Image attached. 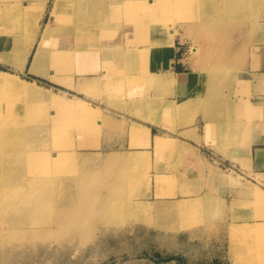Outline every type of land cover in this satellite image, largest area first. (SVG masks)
I'll return each mask as SVG.
<instances>
[{"label":"rangeland","instance_id":"obj_1","mask_svg":"<svg viewBox=\"0 0 264 264\" xmlns=\"http://www.w3.org/2000/svg\"><path fill=\"white\" fill-rule=\"evenodd\" d=\"M44 1L0 0V45L3 38L8 40L0 49V71L15 75L16 82L33 84L27 85V94L2 92L0 124L18 135L28 134L40 143L33 150L45 157L18 178L22 183L31 179V190L18 196L28 204L7 200L0 187L5 215L0 264H208L214 259L264 264V224H237L233 216L224 217L226 208L215 198L202 200L194 194L196 199L190 200L183 192L189 186L178 185L174 176L156 175L159 169L151 167V156L144 152L150 141L144 120L161 116L155 101L161 89L171 88L172 78L166 73L146 75V51H130L119 37L104 41L109 28L114 30L108 22L115 21L116 29L122 26L130 42L141 38L138 46L152 27L161 43L169 45L172 39L173 45L176 39L177 58L197 74L200 87L191 98L200 92L195 109L204 120L230 108L249 113L248 106L232 105L237 97L248 96L242 79L247 78L249 60L256 66L258 47L264 46V0H117L122 13L114 0H60L57 8L54 0ZM203 4L217 5L220 17L204 21L210 12L199 9ZM64 8L94 29L76 36L78 24ZM46 24L53 32L40 43ZM33 34L31 54H38L40 67L31 73L27 66L18 67L16 48ZM54 50L56 66L47 68ZM50 70L57 75L51 78ZM187 109L185 103L164 108L170 132L192 124L189 117L183 122ZM230 124L220 123L221 130ZM137 125L141 135L134 138L131 129ZM156 139L154 159L159 165L178 144L166 136ZM124 140L128 148L122 147ZM90 157H99L100 163L78 166V160ZM234 183L240 185L237 179ZM244 188L264 207V194ZM102 200L108 201L105 207L99 204ZM62 205L72 215L64 226L52 227L54 210Z\"/></svg>","mask_w":264,"mask_h":264},{"label":"crops","instance_id":"obj_2","mask_svg":"<svg viewBox=\"0 0 264 264\" xmlns=\"http://www.w3.org/2000/svg\"><path fill=\"white\" fill-rule=\"evenodd\" d=\"M113 2L118 3L117 11L122 13L124 8L119 5L122 2L117 0ZM105 11H110V6L106 7ZM107 25L114 26V30L109 28L111 32H106L105 43L113 37H119L130 51H146V75L157 77L166 73L165 75L172 78L171 88L161 89L159 91L161 97L155 101V104L161 106V116L156 119L150 117L160 124H155L149 119L144 120L145 127L150 131L149 145L144 152L151 156V167L159 169L156 175L166 178L174 176L179 182L178 185L189 186L183 192L188 194L190 200L196 199L193 198L194 194L199 195L202 200L208 196L215 198L223 208H226L224 217L230 219L233 216L237 224H264V207L253 193L247 192L244 188L250 186L255 193L264 194V60H262L264 46L258 47L256 66L253 60H249L247 78L242 79L246 83L243 86L248 96L242 97L241 100L237 97L235 105H232L248 106L249 113L233 111L230 108L219 116L210 113L204 120L202 113L195 109L200 92L191 98V92L200 87L199 78L181 62L183 59L177 58L179 49L176 48L178 44L176 39L172 46L165 44L164 41L161 43L160 38L151 33L150 27L148 39L144 40L143 45L138 46L136 41L141 38L130 42L122 26L116 29L115 21L108 22ZM128 41L137 44L136 47L129 46ZM260 80H263V83H260ZM152 94L153 91L150 95ZM171 103L188 105L189 112L182 114V118L184 117L183 122L188 117L192 121L191 125L176 127L175 133L168 129V117L163 113L164 108ZM147 114L149 113H146V118L149 116ZM229 120L231 123L229 128L222 131L220 123L224 121L227 123ZM135 121L141 120L136 118ZM233 125L238 128L233 129ZM155 136L169 137L178 144L173 147V151L170 150L169 158L160 161L159 165H156L154 159ZM113 146L120 148L121 145ZM122 147L128 148V140H124ZM235 179L240 181V185L234 183ZM254 202L255 206L250 205ZM208 264L227 263L221 259H214Z\"/></svg>","mask_w":264,"mask_h":264},{"label":"bare ground","instance_id":"obj_3","mask_svg":"<svg viewBox=\"0 0 264 264\" xmlns=\"http://www.w3.org/2000/svg\"><path fill=\"white\" fill-rule=\"evenodd\" d=\"M170 2H172V1H170ZM59 4L61 5L60 0H54L53 7L57 8V7H59ZM64 9H68V8H64ZM199 9L200 10H207L208 9L210 12V15L206 14V17H204V19H203L204 21L220 17V14L218 13V6L217 5L203 4ZM68 12L72 14L71 19H73L76 22V25L78 24L77 27L75 26L76 30L73 31L76 34V36H78L79 33L81 34V32L83 30L94 29V27H92V26L85 25L83 18L81 20H79L80 17L77 16L75 11L72 12L71 9H68L67 14H68ZM51 17L53 18V16H51ZM71 23H72V21H71ZM34 24H35V25H33L34 28L39 26L37 24L36 20H35ZM65 25H67V24H65ZM252 28H254V27H252ZM209 30L212 31V33H214L215 35L220 33L219 32L220 29L211 28ZM52 32H53L52 26L50 27L48 24H46L45 28L42 30L41 35H40V43H43L45 40H47L49 38L48 36ZM171 37H173V35H171ZM27 39L28 40L26 42H24L22 46H20V47L18 46L16 48L17 62L19 64L18 67L22 69L25 66H27L29 72L34 73V72L39 71L40 59H39V56L37 53L33 52L31 54L32 45H33L34 40H35L34 34L32 36L28 37ZM79 39H80V47H84V39H81V38H79ZM3 41L7 42L8 40L7 39L4 40V38L2 39L3 45L2 46L0 45V49H3V46L5 44V42H3ZM169 45L172 46V39H171ZM83 50H84V48L81 49L82 53H83ZM56 53L57 52L55 50L51 51L50 58L47 59V61H46L47 65H48L47 68L56 66V63H57V54ZM30 55H31V58L29 59ZM50 71H51L50 74H52L51 78H53L55 76V74L57 73V71L56 70H50ZM16 79H17V77L15 75L7 74L5 72L0 71V82H1L0 84H2V85H0V100L4 97V96H1L3 91H7L10 93L12 92V93H16V94L17 93L18 94H27V87H28L27 85H30V86L33 85V84H26L24 82H16L15 81ZM65 80H66V78H65ZM136 82H137V80H136ZM170 83H171V81H169V84ZM66 85H69V84H66ZM84 86H85V84L80 86L79 90H84L85 89ZM29 88L31 90L33 89V87H29ZM19 91L21 93H19ZM32 91L34 93H36L34 90H32ZM140 135H141L140 127L138 125L136 127H132L131 136H133L134 138H139ZM145 136H147V138H149V136H150L149 129H145ZM154 141L156 144L159 142L157 139ZM39 145H40V143H35L33 141V138H31L28 134L18 135L17 131H13L8 125H1L0 124V177H1L0 187L4 188V191H5L4 196L6 197L7 200L15 201V202L19 201V202L26 203L25 198H19L18 196H24V193L31 190L30 183H29V181L31 179L28 178L25 182L22 183V182H20V179H18V178L20 177V175L21 176L26 175L27 171H29V169L35 165V162H39V161L42 162L45 160L44 155H42V154L38 155L35 152V150H33L34 148H36ZM57 156H58L57 154H56V156H54L55 161L60 162L62 160V158L59 159V157H57ZM117 161H119V160H117ZM77 162H78V166L82 167L87 163L99 164L100 158L95 157V159H93L90 157L88 160H85V161L78 160ZM4 178H6V181L1 184L2 179H4ZM2 195H3V193L0 194V196H2ZM13 196H15V197H13ZM104 200H102L99 204L104 205V207H105L108 201H104ZM50 202L48 200H46L45 203H47L49 205ZM26 204H28V203H26ZM0 207H1V209H3L2 205H0ZM54 212H55V215H54L55 218L51 223L52 227H59L61 225L64 226L65 223L63 224V222L68 220L70 218V216L72 215L71 210L64 205H62L61 207H59V206L56 207ZM4 216L5 215L2 213V211H0V225L2 224L1 221L5 218ZM8 225L13 226L14 222H10Z\"/></svg>","mask_w":264,"mask_h":264}]
</instances>
